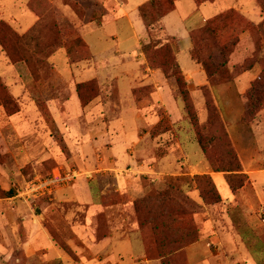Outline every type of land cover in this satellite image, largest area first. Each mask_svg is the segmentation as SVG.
<instances>
[{"label": "rangeland", "instance_id": "1", "mask_svg": "<svg viewBox=\"0 0 264 264\" xmlns=\"http://www.w3.org/2000/svg\"><path fill=\"white\" fill-rule=\"evenodd\" d=\"M30 1L37 2L41 9L45 8L43 2L47 1L52 5L53 16L62 37V47H66L81 37L83 27L100 24L105 15L103 6L110 7L111 0H0V23H7L17 35H25L38 21V17L28 7ZM184 2V0H177V5L179 14L183 16L189 29L201 26L204 24V19L219 15L230 8L237 10L243 17V21L237 27L238 43L233 48V52L227 59H223L218 52H215V64H220L221 71L209 80L208 87H200V91L189 92V108L172 76L166 79L174 100L170 99L166 103L156 100L154 97L156 92L150 84L134 87L131 92L132 97L124 96L122 100L117 84L109 82L101 87L100 96L94 100H97V105H91L94 101L91 102L88 106L94 107H90L91 109L79 120H73L77 115L74 114L70 116L71 121L66 119L61 124L65 126L64 132L67 135L58 132L55 121L51 122L47 112L40 115L37 131L43 133L45 130V133L55 139L60 147L57 152L53 150L34 152L39 154L36 160L16 165L12 152L3 145L0 138V148L3 149L0 152L5 159L0 166L10 174L9 180L0 182V198L4 199L0 203L1 206L4 209H11L14 206L15 201L10 202L9 198H5L3 193L7 192L13 193V197L10 198L20 196L17 200L26 199L31 207L38 208L36 215H42L41 208L45 205L47 226L53 230L57 240L64 245L68 253L66 255L74 259L82 255L94 257V253L103 247L98 243L114 235L116 238L128 239L132 244V252L130 247H127L125 251L129 252L123 253L122 258H119L123 264H189L188 244L180 235V225L176 224L186 221L175 219L171 212L166 214L171 211L174 204L177 205L179 202L190 213L189 219L193 220L200 230V239L202 236L209 237L214 233L213 223L208 220H212L217 225L216 232L221 235L223 244L221 245L217 239L216 243L209 240L207 245L217 256V260H221V264H255L252 259L255 261L259 258L264 259V205H259L251 181L248 180L243 193L245 207L241 202L240 205L236 204L231 212L226 211L222 204H206L197 185H194L192 189L190 185L180 186L179 191L175 193L169 190L167 202L166 198H163L169 188L168 182L171 180L180 176L193 178L196 175H191L190 170L204 169L207 164L212 172L207 156L197 143L196 132L197 128L205 126L208 122V99L216 107L223 125L220 128H209L208 125L206 131L210 129L212 137H216L219 142H224L226 135L239 157L244 174L248 176L243 161L248 164L249 170H253L257 168L253 166L255 155L257 158L264 159V86L261 79L264 75V10L257 4V0H215L201 7L192 0H187L189 5ZM196 8L199 10L195 11ZM93 29L91 30L94 33L88 38V42L94 49L112 47L116 50L118 45L113 39L114 33L120 32L123 36L128 32L124 21L103 29L96 27ZM7 34L8 32L6 34L3 31L0 32V39ZM8 36L11 37L9 34ZM152 36L153 40L165 38L160 29L155 30ZM101 38L104 42L100 40ZM49 40V33L43 30L39 46ZM15 42L9 39L5 48L0 45V55L4 56V60L0 62V80L7 86L13 98L17 100L14 86L20 76L26 82L28 77L32 80L30 94L40 96L39 99L35 97L39 112L42 111L40 105L46 98L66 100L69 90L65 87L62 75L51 64L57 65L61 72L69 73L64 51L60 50L53 56L47 55L44 61L37 63V79H35L36 77L34 78L24 62L11 63L8 59L6 55L8 49L18 56L25 53L24 46L15 45ZM33 45L36 46L34 42ZM36 49L31 50L39 53ZM149 63L145 57V65L150 67ZM91 64L80 63L81 69L72 67V72L76 78L89 79L93 75L92 71L84 70L83 73L81 70ZM18 65L20 67L15 72L11 73L8 70ZM200 67L203 70L202 66ZM242 68L251 70L238 75L237 70ZM244 74L251 75L248 90L239 95V101H236L234 97L231 98L240 106L239 125L241 127L239 128L226 116L225 108L228 103L221 102L212 90L219 85L232 83ZM34 80L38 82L37 89L42 92L34 90ZM253 82L257 85L254 86ZM134 90H137L138 102L135 101ZM73 94L76 95L75 88ZM78 104H72L70 108L75 110L74 108L80 107L85 112L88 106L83 108L79 100ZM136 115L138 118L135 117ZM162 119L165 120L159 129L156 132L152 131ZM73 127L81 129L82 132L75 140L69 132ZM131 138H134L138 145L127 148L126 144ZM243 138L249 140L245 145ZM73 143L80 149H71ZM47 153L54 154V158L47 157ZM197 155L200 157L198 158ZM56 158H59L58 161ZM57 173L69 176L70 180L53 187L51 194L45 191L35 194L29 192V188L38 180L49 179ZM80 178L90 182L91 190L95 188L94 183L99 184L104 194L100 198V209L96 210L91 217L92 206L74 202L52 205L51 202L59 188L72 185ZM130 178L136 180L141 178L142 181H134V179L127 181ZM120 180L123 183L118 185ZM220 192L224 195L221 188ZM60 193L61 190L57 192V195ZM48 204L51 205L48 206ZM227 212L234 214L236 218L237 225L234 228L224 224L223 215ZM148 215L155 220L153 227L151 224L143 227L140 222V217L147 218ZM89 224H91L90 232H84ZM89 235L96 243L93 249L91 247L93 254L86 246H91ZM95 235L107 237L101 242H96ZM154 235L155 237L158 235L159 245L165 246V253H167L165 257L157 253ZM13 256L15 260L21 261L19 263L14 261V264H28L27 259L20 255L18 249H15ZM225 257L229 259L226 261Z\"/></svg>", "mask_w": 264, "mask_h": 264}, {"label": "crops", "instance_id": "2", "mask_svg": "<svg viewBox=\"0 0 264 264\" xmlns=\"http://www.w3.org/2000/svg\"><path fill=\"white\" fill-rule=\"evenodd\" d=\"M149 1L150 0H111L109 1V6L112 7V9L105 5L103 6L105 15L102 17L100 24H91L83 27L81 30V36L90 46L93 58L92 61L88 62V64H92L87 68L82 69L81 72L84 70H88L89 72L92 71L93 75L90 76L89 79L83 77L76 78L72 72V67L78 69L81 68L79 67V64L71 65L68 59L66 67L68 68L69 73L61 72L57 65L50 62L62 75L63 81L66 84L65 87L69 90L66 100L60 98L51 100L48 103V108L53 120L56 122L58 132L67 135V133L64 132L66 129L65 126L61 124H63L66 119L71 121L72 119H70V116L74 114L77 115H75L73 120H79L81 116H84L85 113L94 107H86L85 112L80 107L79 109L77 107L74 108L75 110L70 108L72 104L79 105L78 99L73 92L76 84L81 82L96 79L101 87L106 83L114 82L119 88V95L122 100L124 96L132 97L131 92L134 87L150 84L154 87L156 92L154 97L157 101L166 103L170 101V99L174 100L172 96L173 93L168 87L169 82L163 72L161 70H153L146 66V56L141 51L144 43H147L150 38L146 24L141 17L140 8ZM184 1L185 4L189 5L187 0ZM175 5V10L164 17L160 27L163 29L165 38L174 42L173 48L175 50L177 61L188 81L190 92L200 91V87L209 86L210 81L200 65L194 62L191 58L190 50L192 48V42L190 32L202 27L205 22L212 17L204 19V24L201 26L189 29L183 16L179 14L177 0H175ZM198 10L199 8L195 9V11ZM120 21L125 22L128 27V32L123 36L120 32L114 33L115 35L113 39L118 45L116 50L112 47H96L97 49H94L90 45L88 38L94 33V27L97 29H103L109 25L118 24ZM100 40L104 42L103 38ZM107 57H109V59H107ZM3 60L4 56L0 55V62ZM19 67L20 66L18 65L15 68H9L8 70L13 73ZM250 77V74H244L234 82L219 85L212 90L214 95L221 102L225 101L228 103L225 108L226 116L233 120L239 128L241 127L239 125L241 120V113L239 112L240 106H238V102L235 103L231 98L234 97L236 101H239V95L245 93L249 88ZM27 81L28 82L19 76V79L14 86V92L16 94L15 98L22 107L20 112L13 116H7L5 111L0 109V138L3 141V145L12 152V157L14 158V163H16V165L17 163L18 165H21L23 162L26 163L27 161L32 162L33 160H36L37 155L39 154H35L34 152H48V150L57 152L60 149L55 139L50 134L45 133V130L43 133L37 131L38 119L40 118L41 113L38 111L35 96L30 94L32 80L28 77ZM96 101L91 105H97ZM137 115L135 116L136 118H138ZM69 132L73 135V140L77 138V135L82 133L81 129L76 127H73L72 131L70 130ZM133 139L134 138H131L126 144L127 148L138 145ZM243 139L244 145L249 142L246 138ZM72 145L73 147L71 149L77 148V144L73 143ZM81 146L82 142L80 143V147ZM80 147L76 150L80 149ZM255 152L256 151H254V153ZM47 154V157L54 158V154ZM256 156L257 155H255V159L253 160V166H256V169L249 170L247 168L248 164L244 161L243 165L248 174V180L251 181L253 185L255 197L259 202V205L262 206L264 205V159L261 157L257 158ZM197 157L199 158L200 156L197 155ZM56 159L58 161L59 158ZM191 159L192 156L190 157V160ZM190 173L193 176L210 174L213 177L219 192L220 188L224 192V195H222L221 192L220 195L226 211L231 212L236 207V204L240 205L241 202H243L242 206L245 207L243 193L245 192L246 186L237 193H232L226 183L225 177L222 174L210 172L208 164L204 169L196 171L190 170ZM9 178L10 174L8 171L0 166V182L2 180L7 181ZM122 183L123 181H118V185H121ZM89 184L90 182L88 180L80 178L72 185L59 188L61 193L60 195H57L59 190L56 191L54 198L51 199L52 205L57 203L74 202L81 205L92 206L90 209L91 217L96 210L100 209L102 188L99 184L94 183V191L90 189ZM17 197L20 198V196H16L8 199L11 200L10 202L15 201L14 206L11 209H4L0 204V264H14L15 262H21L20 259L15 260L13 256L15 249H18L20 255L27 259L28 264H123V262L119 261V258H122L121 255L123 253L129 252L125 251V249L130 247V252H132V244L130 243V240L116 238L114 235H111L105 241L98 243L99 246L103 245V247L101 250L94 253L91 251V247L93 249V245L96 243L92 241L91 235H89L91 238V246H86L90 249L92 254L94 253V257L90 258L82 255L78 256L77 259H74L69 255H66L50 235L46 226L48 220L47 209L44 208L45 205L41 208V210L43 209L42 215H36L37 210H39L38 208L31 207L26 199L17 200ZM3 200L4 199L0 198V203ZM50 205L51 204H48V206ZM227 214L224 217V224H227L228 227L230 226L234 228L237 225L236 218H234V214L232 213ZM208 221L213 223L214 233L209 237L202 236L200 241L188 247L187 255L189 264L222 263L221 260H217V256L208 248L207 242L209 240L216 243V240L219 239L220 244H223L221 235L216 232L217 225L212 220ZM90 225L91 224L87 225V230H84V232H90ZM83 243L84 245L86 244L85 241ZM225 259L227 261L229 257H225ZM209 260L212 261L209 262ZM252 261L255 264L257 263L254 259H252Z\"/></svg>", "mask_w": 264, "mask_h": 264}, {"label": "trees", "instance_id": "3", "mask_svg": "<svg viewBox=\"0 0 264 264\" xmlns=\"http://www.w3.org/2000/svg\"><path fill=\"white\" fill-rule=\"evenodd\" d=\"M214 1L215 0H194L198 7L206 3H213ZM257 4L260 5V7H262L264 10L263 0H257ZM43 5H45V8L41 9L38 7L37 2H28L30 11L38 17V21L25 35H17V33L14 32L7 23H0V32L3 31L5 34L8 32V34L11 36L9 38L7 34L10 41H16L15 45L21 44L24 46L23 50H25V53H22L20 56H18L11 53V50L8 49V52L6 51L8 59L11 63L24 62L28 66L34 78L36 77L35 79H37V63L44 61L47 55L52 56L60 50L64 51L66 58L71 65L88 63L92 61L93 58L92 50L82 38V36L75 39L66 47H62V37L53 16L52 5L47 1L43 2ZM175 7V0H150L140 8V14L146 24L147 32L150 38L147 43H144L141 51L146 56L148 62H150V67L148 66L149 68L153 70H161L165 77L170 78L172 76L175 79L177 87L183 96L186 106L189 108L190 91L188 87V81L186 80V77L177 61L175 50L173 48L174 42L168 38H164L162 40H153L154 38L152 36V33L157 29H160V32H163V29L160 27V25L164 17L174 11ZM242 21L243 17L237 12V10L230 8L223 13H220L219 15L207 20L202 27L194 29L190 32V38L192 42V48L190 50L191 58L194 62L197 61V64H201L199 65L202 66L209 80L221 71L220 64H215V52H218L223 59L228 58V56L233 52V48L235 47L236 43H238L236 31L237 27ZM43 30H47L50 40L46 41L44 45L39 46L40 37ZM6 37L0 39V45L4 46V48L7 46L5 45L7 44V41H9V39ZM33 42L36 44V46L33 45ZM31 47L35 49L37 47L36 50H38L39 53L32 51ZM257 62L258 60L256 63ZM250 70V68H242L241 70H237V74L241 75ZM261 79L264 86V75H262ZM37 83L38 82L34 80V90L42 92L40 89H37ZM255 84L257 85L256 82L254 83V86ZM206 87L208 86H204L203 88ZM7 89V86L3 85L0 80V109H4L7 116H13L20 112L22 107L18 106V101L13 98V95L9 93ZM75 90L81 106L85 108L100 96L101 86L96 79H93L76 84ZM136 91L137 90H134L133 95L135 101L138 102ZM261 92L262 91L260 90V93ZM34 95L37 99L40 98V96L38 97L36 94ZM51 100L54 99L46 98L41 103L40 106L42 107V111H40V113L43 115L44 112H47V116L50 118L51 122H53L54 120L48 108V103ZM207 108L209 112L208 122L205 126L196 129L197 143L202 152L207 156L212 173L222 174L225 177L228 187L232 193L235 194L247 185L249 178L246 174H244L243 166L239 160V157L231 145L229 139H227L226 135L224 142H219L216 137H212L213 135L209 131L210 129L206 131L208 125L209 128H220L223 125L218 111L210 99L207 100ZM164 120L165 119H162L152 131L156 132L161 124H163ZM1 150L3 149L0 148V151ZM4 162V156L0 152V165ZM133 179L134 181H142L141 178L137 180L135 178H130L127 181H133ZM185 185H190L191 189L194 185H197L198 189L200 188V193L206 204H222V206H224L219 189L210 174L196 175L193 178H185L180 176L171 180L168 182L169 188L166 190L167 193L164 192L166 194H164L163 198H166L167 202L169 190L175 193L179 191L180 186ZM3 194L6 196L5 198L13 197L12 192ZM103 195L104 194L102 193V196ZM167 204L168 203H166V205ZM170 210L171 211L166 212V214L171 212L175 219L186 221L184 223L176 224L180 225V235L184 240H186V244H188L187 246L189 247L190 245L200 241V230H198V228L195 226L193 220L189 219L190 213L185 210L183 204L181 202L177 203V205L174 204ZM226 214L223 216L225 217ZM140 222L143 227L150 224L153 227L155 224V220H152L149 215L147 218L140 217ZM168 227H166L167 230ZM47 229L58 247L65 254H68L63 247L64 245H62L61 242L57 240L53 230L48 226ZM106 237L107 236L99 235L96 237L95 235V241L101 242ZM155 244L157 245V253H159L162 257H165L167 254L165 253V246L159 245L158 235L155 237ZM257 264H264V259L262 260L259 258L257 260Z\"/></svg>", "mask_w": 264, "mask_h": 264}, {"label": "built area", "instance_id": "4", "mask_svg": "<svg viewBox=\"0 0 264 264\" xmlns=\"http://www.w3.org/2000/svg\"><path fill=\"white\" fill-rule=\"evenodd\" d=\"M70 180L69 176H63L61 173L54 174L53 177L46 179V180H38L35 184H33L29 188V192H33L34 194L39 191H45L49 194L52 193V188L61 184L65 183Z\"/></svg>", "mask_w": 264, "mask_h": 264}]
</instances>
